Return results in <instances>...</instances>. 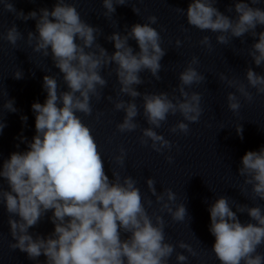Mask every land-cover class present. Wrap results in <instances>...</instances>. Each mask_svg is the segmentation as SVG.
<instances>
[{"label":"clouds","instance_id":"obj_1","mask_svg":"<svg viewBox=\"0 0 264 264\" xmlns=\"http://www.w3.org/2000/svg\"><path fill=\"white\" fill-rule=\"evenodd\" d=\"M2 2L4 10L14 13L17 19L36 21V32H28L27 43L43 57L51 56L67 87L66 91L60 90L54 76L43 77L47 98L43 104L34 102L31 105L36 134L31 142L24 138L28 150L13 152L0 170V177L8 185L7 190L0 185V204L8 213L10 235L15 241L9 242V248L26 253L36 264H40L38 258L42 255L46 258L44 264H168L175 247L165 242L163 217L156 212L149 215L145 203L151 207L152 200L142 197L131 176L121 180L119 172L113 170L112 179L109 178L92 131L77 113L92 115L91 98L99 100L100 90L107 86L100 71L114 64L119 94L131 98L114 102L115 110L124 112L122 122L116 125L117 130L125 133L139 127L135 100L142 97L143 116L149 127L141 129V145L149 146L150 140V147L157 153L171 150L172 143L154 129L160 128L169 115L177 113L183 119L169 129L172 133L187 135L189 124L199 122L203 113L201 94L186 91L206 79L194 67L199 63L198 58L193 56L180 72V84L174 90L179 92L178 97L174 94L170 97L167 92L142 94L135 87L144 83L140 73L147 70L159 81L160 61L166 54L161 47L160 33L151 26L157 23L155 15L148 16L146 23L126 26L125 34L114 31L106 36L107 41L114 43L115 51L110 54L98 43L102 30L85 22L76 6L66 0H56L51 11L42 8L39 15L36 11L25 15L9 0ZM260 3L261 0H250V3L235 0L226 8L227 12L236 13L235 18L219 11L215 6L217 0H192L186 12L181 8L176 11L186 15L190 26L219 33L216 41L222 45L245 34L254 40L258 38L248 55L257 67H264V31H257L258 26L264 28V8L253 6ZM126 4L127 0H102L106 10L104 17L111 19L115 5ZM132 10L139 15L138 8L133 6ZM0 39L15 46L22 34L13 23L0 34ZM129 40L136 41L139 51L130 46ZM175 43L181 46L180 40ZM199 44L212 51L209 36H203ZM13 75L15 79L23 78L20 70ZM245 78L247 85L223 73L219 76L229 88L235 89L227 93V106L234 114L241 108L240 97L249 102L253 100L249 88L264 94V75L248 67ZM107 99L111 101L112 97ZM3 109L16 112L14 100H6ZM21 120L26 123L27 117L22 116ZM4 127L6 124L0 121V133ZM236 131L243 139L242 125H237ZM119 152L114 160L123 166L126 152L124 148ZM167 160L173 162L171 156ZM241 163L239 176L244 177L245 185H251L253 198L264 200V146L259 151L246 152ZM146 184L160 205V212H167L177 222L189 217L184 203L173 209L176 195L170 188L158 193L152 178H147ZM232 208L226 196L218 197L208 208L209 231L215 237L212 251L217 260L220 264H264V254L257 252L258 247L264 245V211L260 206L243 204H236V211ZM49 211L54 231L47 236L30 233L29 229L38 225ZM237 212L247 213L255 223H241ZM178 247L192 256L197 255L183 241ZM176 260L178 264H186L188 257L177 253Z\"/></svg>","mask_w":264,"mask_h":264},{"label":"water","instance_id":"obj_2","mask_svg":"<svg viewBox=\"0 0 264 264\" xmlns=\"http://www.w3.org/2000/svg\"><path fill=\"white\" fill-rule=\"evenodd\" d=\"M19 11L27 15L31 11L47 8L53 9L56 0H9ZM74 4L81 15V18L94 27H99L102 34L98 37V43L110 54L115 51L114 43L105 39L114 31L125 34L126 26L129 28L136 23H146L147 17L155 15L157 23L151 25L156 28L161 36V47L166 51L165 56L160 61L164 65L188 51L199 46V41L203 36L210 38L219 33L211 31H201L187 23L186 15L176 11L177 8L184 9L185 12L192 0H127L126 5H115L116 11L111 19L104 17L106 11L102 7V0H66ZM235 0H217L215 5L219 11L225 15L235 18L236 13L227 12L226 8L233 5ZM249 2L250 0H245ZM139 9V15L133 12L132 7ZM254 7H263L264 0ZM15 23L18 31L22 34V39L17 41L15 46L6 40L0 39V121L6 124L0 133V149L27 132L35 129V113L31 105L34 102L43 104L47 98V93L43 88V77L45 75L54 76L60 86V90H67L59 69L54 67L51 56L43 57L41 53L34 52L27 43L29 31L36 32V21L17 19L16 15L4 10L3 2L0 0V34ZM176 40L181 41V46H176ZM129 44L135 51H139L135 40H129ZM115 65L102 68L100 74L106 79L107 86L101 89V95L117 87H120L117 76L113 69ZM22 71L23 78L15 79L13 73ZM111 73V74H110ZM148 73L147 70L140 73V76ZM7 92V95L5 94ZM92 97L91 99H94ZM14 100L16 112H9L3 109V103ZM22 116L27 117L26 123L21 120Z\"/></svg>","mask_w":264,"mask_h":264}]
</instances>
